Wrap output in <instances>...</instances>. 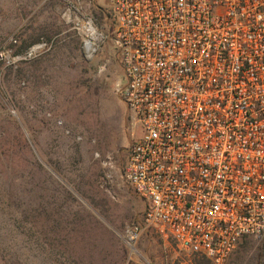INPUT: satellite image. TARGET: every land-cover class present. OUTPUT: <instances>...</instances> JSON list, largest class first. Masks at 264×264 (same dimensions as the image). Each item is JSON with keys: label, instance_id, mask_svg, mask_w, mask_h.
Wrapping results in <instances>:
<instances>
[{"label": "rangeland", "instance_id": "374dc122", "mask_svg": "<svg viewBox=\"0 0 264 264\" xmlns=\"http://www.w3.org/2000/svg\"><path fill=\"white\" fill-rule=\"evenodd\" d=\"M110 16L111 0H0V52L49 46L0 62V264H211L162 228L134 249L125 241L147 203L124 178L142 129L122 97ZM227 264H264V234Z\"/></svg>", "mask_w": 264, "mask_h": 264}, {"label": "built area", "instance_id": "2783aa9c", "mask_svg": "<svg viewBox=\"0 0 264 264\" xmlns=\"http://www.w3.org/2000/svg\"><path fill=\"white\" fill-rule=\"evenodd\" d=\"M111 15L122 97L142 129L124 178L147 203L125 241L162 228L184 254L227 264L264 234V0H111Z\"/></svg>", "mask_w": 264, "mask_h": 264}, {"label": "bare ground", "instance_id": "6f19581e", "mask_svg": "<svg viewBox=\"0 0 264 264\" xmlns=\"http://www.w3.org/2000/svg\"><path fill=\"white\" fill-rule=\"evenodd\" d=\"M88 30L91 33V36L96 39L97 32H96L95 28L92 26H89ZM90 46L92 47L93 45L91 44Z\"/></svg>", "mask_w": 264, "mask_h": 264}, {"label": "trees", "instance_id": "16d2710c", "mask_svg": "<svg viewBox=\"0 0 264 264\" xmlns=\"http://www.w3.org/2000/svg\"><path fill=\"white\" fill-rule=\"evenodd\" d=\"M113 19V16H110Z\"/></svg>", "mask_w": 264, "mask_h": 264}]
</instances>
